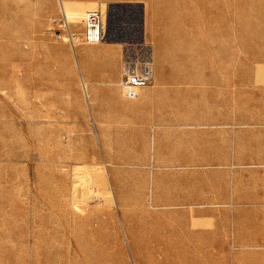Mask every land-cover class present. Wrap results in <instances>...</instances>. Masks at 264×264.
<instances>
[{
    "label": "rangeland",
    "instance_id": "374dc122",
    "mask_svg": "<svg viewBox=\"0 0 264 264\" xmlns=\"http://www.w3.org/2000/svg\"><path fill=\"white\" fill-rule=\"evenodd\" d=\"M100 2L144 9L136 99L118 43L54 21ZM103 172L113 202L80 180ZM175 242L162 264H264V0H0V264H158Z\"/></svg>",
    "mask_w": 264,
    "mask_h": 264
},
{
    "label": "built area",
    "instance_id": "2783aa9c",
    "mask_svg": "<svg viewBox=\"0 0 264 264\" xmlns=\"http://www.w3.org/2000/svg\"><path fill=\"white\" fill-rule=\"evenodd\" d=\"M143 15L142 4L100 2L99 7L85 13L81 37L68 31L69 23L62 13L55 22L73 44L75 37L90 45L103 40L120 43V86L125 98L136 99L152 84L155 74L154 45L145 35Z\"/></svg>",
    "mask_w": 264,
    "mask_h": 264
},
{
    "label": "bare ground",
    "instance_id": "6f19581e",
    "mask_svg": "<svg viewBox=\"0 0 264 264\" xmlns=\"http://www.w3.org/2000/svg\"><path fill=\"white\" fill-rule=\"evenodd\" d=\"M89 11V10H88ZM87 12V11H86ZM85 12V13H86ZM62 15H63V17L66 19V21H68L67 23H69V25H68V31L69 32H71L72 33V35H74V34H76V33H74L72 30H71V22L72 23H77V22H83V20H84V15H85V13H84V10L82 9V10H74V11H66V10H64V9H62ZM58 19L59 18H56L54 21H58ZM83 25H84V22H83ZM78 38H80V37H78ZM64 39H66L67 41H70V43H71V46L73 47V48H75L76 47V45L78 44V43H81V42H79V40L75 37V39L73 40L74 41V44L72 43V40L71 39H69L68 37H66L65 36V38ZM76 40H78V41H76ZM103 42H116V41H107V40H103L102 42H99V43H97V44H100V43H103ZM91 45H96V44H91ZM118 45H120V43H118ZM121 46V45H120ZM74 50V49H73ZM75 53V52H74ZM81 71H82V69H81ZM80 71V72H81ZM84 74V73H83ZM81 77H82V81H83V86H84V89H85V91L87 92V93H89V87H88V81H86V80H84V77H83V75L81 74ZM87 77V76H86ZM86 79V78H85ZM153 82H154V80H153ZM153 82H152V84H153ZM119 84H120V78H119ZM151 84V85H152ZM150 85V86H151ZM150 86H148V87H150ZM147 87V88H148ZM92 89V88H91ZM104 175H106V172H105V174ZM107 176V175H106ZM104 178V177H103ZM78 179V178H77ZM105 180V181H104ZM97 181L98 180H96V184H97ZM100 181V180H99ZM101 182V181H100ZM76 183V182H75ZM102 183H103V185H101V186H103L104 187V189L106 190V192H107V194H109V195H113V189H112V185H111V183H110V181H108V180H106V178H104L103 180H102ZM75 186V185H74ZM84 188V187H83ZM82 188V189H83ZM85 189V188H84ZM84 189H83V192H84ZM88 189V188H87ZM75 190V189H74ZM76 192H77V190H75ZM79 191V190H78ZM95 191L96 190H93V192L90 190V192L92 193V194H94L95 193ZM88 192H86V194H87ZM106 194V195H107ZM83 195V194H82ZM90 195V194H89ZM89 195H87L88 197H89ZM96 195V194H95ZM109 195H107V196H109ZM111 201L113 202V199H114V197L112 196L111 197ZM109 200V199H108ZM78 207V206H77ZM79 209V208H78ZM161 251V253H163V256H162V258L160 259V261H159V263L158 264H162L163 262H164V260H165V256L167 255V252H169V249L168 248H166V251H163L162 252V249L160 250ZM159 257V256H158ZM165 262H168V260H165Z\"/></svg>",
    "mask_w": 264,
    "mask_h": 264
},
{
    "label": "crops",
    "instance_id": "0c3cea01",
    "mask_svg": "<svg viewBox=\"0 0 264 264\" xmlns=\"http://www.w3.org/2000/svg\"><path fill=\"white\" fill-rule=\"evenodd\" d=\"M101 44V43H100ZM96 45H98V44H96ZM89 51H90V49H87V48H85V50L84 49H81V50H78V55L79 54H81V53H88L89 54ZM82 63V62H81ZM84 68H85V66H84ZM86 70V69H85ZM90 79V78H89ZM91 81V80H90ZM94 90V89H93ZM85 92V94H86V98L90 101V99H91V93L89 92V93H87L86 91H84ZM105 174V172H103L99 177H96L95 175H89L87 178H85V177H82L80 180L82 181H84L83 183V185H85V183L87 184V183H93V182H96V180H98L97 181V185H98V189H96L97 191H99L101 194H103V195H105L106 196V198L107 199H109L108 201H111L112 199H111V197L113 196L114 197V191H113V195L111 196H107L106 194H107V192H106V190L104 189V187L103 186H101V185H103V183H102V180L104 179V178H106V180H108L109 181V179H108V174L106 173V175H104ZM104 177V178H103ZM101 182H100V181ZM79 181V179H75V182L77 183ZM105 181V180H104ZM75 183V186L74 187H76V184ZM85 188V189H84ZM83 189H84V192H83V195H86V192H88L87 193V195H89V196H91V192H90V190L89 189H87L86 187H84ZM75 190H77V192H76V194H78V189L77 188H74ZM112 189H113V187H112ZM75 190H74V192H75ZM75 194V195H76ZM190 244V243H189ZM186 246L187 245V243H179V242H175V243H171V248L173 249V250H170L169 248V252H167V255L164 257L165 259H172V255L174 254V248H175V246H177V248H178V246L180 247V246ZM183 246V247H184ZM201 247V246H200ZM182 250H184V249H182Z\"/></svg>",
    "mask_w": 264,
    "mask_h": 264
}]
</instances>
